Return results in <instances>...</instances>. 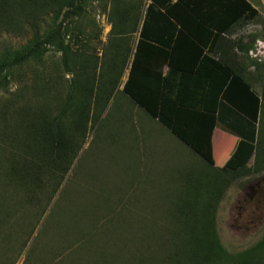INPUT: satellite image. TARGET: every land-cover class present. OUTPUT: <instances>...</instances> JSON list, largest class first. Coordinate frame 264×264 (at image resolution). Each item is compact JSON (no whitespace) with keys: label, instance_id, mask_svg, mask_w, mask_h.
<instances>
[{"label":"trees","instance_id":"1","mask_svg":"<svg viewBox=\"0 0 264 264\" xmlns=\"http://www.w3.org/2000/svg\"><path fill=\"white\" fill-rule=\"evenodd\" d=\"M99 1L109 0H0V37L31 33L20 48L0 51V88L8 86L13 70L40 61L51 50L62 54L66 72L72 75L60 107L53 103L57 100L51 92L53 82L46 80L43 71L20 94V102L10 100L0 106L4 132L0 138L13 147L0 155V188L20 189L21 202L28 205L37 204L38 194L44 193L51 202L61 186V195L65 194L66 176L83 147L92 117L98 125L128 69L122 95L202 160L199 178L194 168L193 173L183 172L177 182L199 196L166 213L157 209L162 215L157 221L164 219L168 225L163 231L155 227L147 238L140 233L147 230L146 215L143 220L139 217L137 225L131 213L120 222L108 206L110 199L104 197L113 224L100 228L97 218L72 210L73 197L67 192L69 208H61L67 197L59 199L48 220L54 218L59 234L79 239L64 248L52 247L53 252H72L71 264H264V240L234 256L221 243L216 224V212L231 186L264 171V93L261 97L254 90L248 66L237 60V53L249 56L256 41L231 39L237 27L255 22L259 11L247 0H147L132 56L129 36L139 31L144 1L110 0L113 39L100 61L88 51L75 53L80 45L71 41L75 32L83 33L80 24L89 6ZM252 65L259 67L255 61ZM8 112L12 117L7 118ZM217 130L238 139L242 151L230 155L239 162L256 145L252 169H234L233 157L223 161L224 169L216 166ZM8 199L0 193V226L13 219ZM58 212L62 222L56 219ZM12 234L5 233V243Z\"/></svg>","mask_w":264,"mask_h":264},{"label":"rangeland","instance_id":"2","mask_svg":"<svg viewBox=\"0 0 264 264\" xmlns=\"http://www.w3.org/2000/svg\"><path fill=\"white\" fill-rule=\"evenodd\" d=\"M143 1L144 7L138 16L139 31L129 36L132 56L148 6V1ZM249 1L258 9L260 17L247 26L237 27L231 39L236 40L242 37L245 43H251L255 39L254 48L249 56L237 53V60H241L248 66V78L254 90L262 97L264 93V0ZM110 10V0L93 2L89 6L80 24L83 33L75 32V35L71 37L72 42L76 41L80 45L74 48L75 53L84 50L97 56L100 61L105 58L110 41L113 39ZM30 38L31 33L3 34L0 37V51L6 48H20ZM254 61L259 64V67L252 65ZM13 71V78L8 86L0 88V106L10 100L20 102V94L27 92V88L34 84L35 78L43 71L46 73V80L53 82L51 92L57 98L56 101L53 100V103L60 107L63 99L66 98L72 79V75L66 72L63 65L62 54L53 50L40 61ZM128 73L126 69L121 85L98 125L92 117L83 147L66 176L65 194L61 195L64 190L61 186V190L51 202L44 193L41 196L38 194L40 200L37 204L28 205L21 202L24 193L20 189L0 188V193H3L6 198L9 196L8 208L13 218L11 222L0 226V264L72 263L74 258L71 256L72 252L55 254L52 247L55 250L60 245L64 248L79 237L70 236L67 233L61 234V232L59 234L53 226L54 218L48 220L53 207L56 209L55 204L59 199L67 197L61 208H69L67 192H70L73 197L72 210L87 212L90 216L88 219L97 218L100 228L113 224L109 223L111 215L107 210L108 206H112L113 211H116L120 222H123L121 217L124 219L131 213V216L135 215L133 222L137 225V221L143 220V216L146 215L147 230L142 232L140 228L136 230L141 235L145 234L147 238H149L148 232H154L155 227L163 231L162 228L168 225L164 219L157 221L162 218L159 211L166 213L169 209H177L182 207L183 203L193 202L199 196H195L198 193H190L185 187H178L177 182L188 170L191 171L190 173L196 172L199 178L203 168L202 160L159 122L122 95L121 91ZM29 93H31L30 90ZM10 117L12 115L8 112L7 118ZM0 135H4L1 130ZM236 140L238 139L219 130L215 132L214 157L218 168L224 169L223 161L231 157L237 163L234 169H239L241 166L253 168L257 152L256 145H251L245 153L244 160L239 162L237 156L230 155L234 152L237 155L239 151H242V145ZM0 146L5 148L4 151L0 149L1 157L4 152H9L13 148H10L9 144L1 138ZM104 197L110 199V205L107 206L103 201ZM49 203L51 204L48 205ZM61 213L58 212L56 218L58 222H62ZM86 224L90 222L86 221ZM216 224L221 243L231 255L235 256L251 250L264 240V171L244 177L231 186L216 212ZM9 231L13 233V236L8 243H5L3 238ZM125 238L132 237L125 236ZM105 246L106 244H103L101 247L107 249Z\"/></svg>","mask_w":264,"mask_h":264},{"label":"crops","instance_id":"3","mask_svg":"<svg viewBox=\"0 0 264 264\" xmlns=\"http://www.w3.org/2000/svg\"><path fill=\"white\" fill-rule=\"evenodd\" d=\"M249 1V0H247ZM250 2V1H249ZM251 3V2H250ZM252 4V3H251ZM253 5V4H252ZM254 6V5H253ZM257 9V8H256ZM258 10V9H257ZM260 13V12H259ZM165 71H168V67L165 68Z\"/></svg>","mask_w":264,"mask_h":264}]
</instances>
